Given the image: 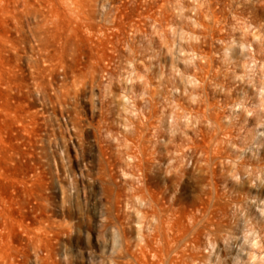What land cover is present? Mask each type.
I'll return each instance as SVG.
<instances>
[{
	"label": "rangeland",
	"instance_id": "obj_1",
	"mask_svg": "<svg viewBox=\"0 0 264 264\" xmlns=\"http://www.w3.org/2000/svg\"><path fill=\"white\" fill-rule=\"evenodd\" d=\"M261 66L264 0H0V264H101L111 227L135 244L134 209L150 201L202 264H252L264 250ZM206 102L226 116L224 158L204 153ZM140 185L148 206L131 199Z\"/></svg>",
	"mask_w": 264,
	"mask_h": 264
},
{
	"label": "bare ground",
	"instance_id": "obj_2",
	"mask_svg": "<svg viewBox=\"0 0 264 264\" xmlns=\"http://www.w3.org/2000/svg\"><path fill=\"white\" fill-rule=\"evenodd\" d=\"M207 59V58H206ZM209 59V58H208ZM206 61V60H205ZM208 62V60H207ZM210 62V61H209ZM210 64V63H209ZM263 64V63H261ZM262 70H263V66H261ZM260 68V69H261ZM257 69V68H256ZM207 71V70H206ZM258 72V71H256ZM260 73H262V71L260 70ZM149 75V74H148ZM256 75V74H255ZM259 75H263L264 76V70H263V74H259ZM257 74V76H259ZM256 76V78H258ZM261 76L259 78H261ZM262 76V77H263ZM147 77V76H146ZM159 78V77H158ZM206 79V77H204ZM254 78V76H253ZM143 79V78H142ZM160 79V78H159ZM188 79V78H187ZM193 79V78H192ZM150 80V79H149ZM153 80V79H152ZM155 80V79H154ZM153 80V81H154ZM158 80V79H157ZM161 80V79H160ZM164 80V79H163ZM191 80V79H190ZM189 80V81H190ZM260 80V79H259ZM264 80V77L263 79L261 78V81ZM146 81V79H145ZM151 81V80H150ZM149 81V82H150ZM205 81V80H204ZM252 83L253 81L250 80ZM141 82V81H140ZM158 82V81H156ZM160 82V81H159ZM187 82V81H185ZM260 82V81H258ZM145 82H143L142 84H144ZM206 83V82H205ZM261 83V82H260ZM259 83V84H260ZM149 84V83H148ZM163 84V83H162ZM200 84V83H199ZM258 84V83H257ZM263 84V85H262ZM262 90H263V87H264V82L262 83ZM155 85V84H154ZM253 85V84H252ZM255 85V83H254ZM141 87H144V85H141ZM147 87V85H146ZM145 87V88H146ZM150 87H151V84H150ZM160 87V85H159ZM200 87V85H199ZM202 87V85H201ZM200 87V88H201ZM204 87V85H203ZM202 87V88H203ZM259 87V85H258ZM149 89V87H147ZM151 88H154L153 85ZM206 88V87H205ZM255 88V87H254ZM260 88V87H259ZM144 89V88H142ZM141 89V90H142ZM147 89V90H148ZM258 89V88H257ZM146 90V89H145ZM150 90H154V89H150ZM159 90V89H157ZM156 90V91H157ZM162 90V89H161ZM260 90V89H258ZM257 90V91H258ZM155 91V92H156ZM199 91V90H198ZM158 92V91H157ZM201 92V91H200ZM203 92V90H202ZM259 92V91H258ZM147 93V92H146ZM160 93V92H159ZM142 95L144 93H141ZM261 94V93H260ZM259 94V95H260ZM148 95V94H147ZM157 95V94H156ZM264 95V93H263ZM154 96V95H153ZM141 97V96H140ZM159 97V95H158ZM142 98V97H141ZM144 98V96H143ZM152 98V97H151ZM261 98H263L261 96ZM145 99V98H144ZM164 99V98H163ZM204 99V98H203ZM259 99V98H258ZM156 100V99H155ZM201 101V99H199ZM153 101V100H151ZM150 101V102H151ZM259 101V100H258ZM261 101V100H260ZM259 101V102H260ZM264 101V100H263ZM198 102V101H197ZM240 102V101H239ZM238 102V103H239ZM153 103V102H152ZM151 103V104H152ZM235 103V102H234ZM241 103V102H240ZM197 104V103H196ZM198 104H200L198 102ZM204 104V107L207 108L208 111H210V113L215 117L214 118V124H215V129L212 130L213 133L208 137V140H207V144H206V149L204 150V153H206L207 155L209 154V152H212L213 153V156H217L218 158H224L226 157L225 156V152L223 151V145H225L227 143L229 139V133L227 132L228 130H226L227 128L223 125L222 123V119L225 117L223 116V113L221 116L220 115H217L219 112H213L214 111V105L213 103H203ZM236 104V103H235ZM242 104V103H241ZM262 104V103H261ZM177 105V104H176ZM259 105V103H258ZM151 106V105H150ZM201 106V105H200ZM236 106V105H234ZM242 106H244L242 104ZM179 108V106H177ZM241 107V106H240ZM176 108V106L174 107ZM177 108V110H178ZM184 108V107H182ZM220 108V107H219ZM224 108V106H223ZM237 108V107H235ZM239 108V107H238ZM243 108V107H242ZM125 109V108H124ZM158 109V108H157ZM126 110V109H125ZM149 110V109H148ZM181 111H183L182 109H179ZM225 110V109H224ZM240 110V109H239ZM140 111V110H139ZM175 111V110H174ZM173 111V113H174ZM180 111V112H181ZM206 111V110H204ZM212 111V112H211ZM178 112V111H177ZM188 112V111H186ZM200 112V110H199ZM207 112V111H206ZM205 112V113H206ZM225 112V111H224ZM141 113V112H140ZM184 113V112H182ZM191 112H189L190 114ZM222 113V112H221ZM143 114V113H141ZM175 114V113H174ZM177 114V113H176ZM181 114V113H180ZM188 114V113H187ZM196 113H194L195 115ZM146 115V114H145ZM158 115V114H157ZM205 115V114H204ZM211 115V116H212ZM256 115V113H255ZM138 116V115H137ZM155 116V115H153ZM159 116V115H158ZM192 116V115H191ZM196 116V115H195ZM201 116V115H200ZM230 116V115H229ZM228 116V117H229ZM258 116V114L256 115ZM261 116V115H259ZM264 116V115H263ZM136 117V116H135ZM142 117V116H141ZM198 117V116H197ZM137 118V117H136ZM139 118V116H138ZM178 118V117H177ZM159 119V118H158ZM156 119V120H158ZM195 119V118H194ZM202 119V118H201ZM205 119V118H204ZM203 119V120H204ZM213 119V118H212ZM228 119V118H227ZM231 119V118H230ZM138 120V119H137ZM154 120V119H153ZM152 120V121H153ZM175 120V119H174ZM260 120V118H259ZM151 121V120H150ZM149 121V122H150ZM178 121V120H177ZM175 121V122H177ZM224 121V120H223ZM226 121V119H225ZM224 121V122H225ZM230 121V120H229ZM140 122V121H138ZM207 122V121H206ZM157 123H159L157 121ZM208 123V122H207ZM229 123V122H228ZM139 124H142V123H139ZM209 124V123H208ZM145 126V124H143ZM210 125H212L210 123ZM209 125V126H210ZM260 125V124H259ZM138 126V125H137ZM141 126V125H139ZM156 127V126H154ZM213 127V125L211 126ZM133 128V127H132ZM150 128V127H149ZM152 128V126H151ZM209 128V127H208ZM136 129V128H135ZM261 129V128H260ZM155 130V128H154ZM134 131V130H133ZM136 131V130H135ZM209 131V130H208ZM232 133V132H231ZM261 134V133H260ZM132 135V134H131ZM133 145L132 147H130V149L132 150H135V153L130 157L132 158H137V162L139 161L138 160V157H137V153H140L142 151V147H141V139H142V136H141V132L139 130H137L133 135ZM131 136V137H132ZM228 139V140H227ZM146 141V139H145ZM128 142V141H127ZM130 142V141H129ZM205 142V141H204ZM232 143V142H231ZM245 143V142H244ZM243 143V144H244ZM131 144V143H130ZM228 144V143H227ZM230 144V143H229ZM127 145V144H126ZM148 145V144H146ZM125 146V145H124ZM129 146V145H128ZM131 146V145H130ZM226 146V145H225ZM229 146V145H228ZM227 146V147H228ZM126 147V146H125ZM240 152L239 155L241 157V159L243 157H245V147L243 146H240ZM129 148V147H128ZM127 148V149H128ZM246 148H250V147H246ZM126 149V148H125ZM126 149V150H127ZM148 149V148H147ZM237 149V148H236ZM131 150V151H132ZM149 150V149H148ZM152 150V149H151ZM200 150V149H199ZM239 150V149H237ZM131 151L128 150V152L131 153ZM146 151V150H145ZM150 151V150H149ZM127 152V153H128ZM147 152V151H146ZM152 152V151H151ZM145 153V152H144ZM230 153V152H229ZM247 153V152H246ZM250 153V152H249ZM156 154V152L154 153ZM232 154V153H231ZM235 154V152L233 153V155ZM129 155V154H127ZM136 155V156H135ZM206 156V155H205ZM228 156V155H227ZM128 157V156H127ZM153 157V156H152ZM151 157V158H152ZM207 157V156H206ZM239 157V159H240ZM140 158V156H139ZM154 158V157H153ZM208 158V157H207ZM211 158V157H210ZM213 158V157H212ZM148 159V158H147ZM209 159V158H208ZM214 159V158H213ZM216 159V158H215ZM236 159H238L236 157ZM245 159V158H244ZM246 160V159H245ZM141 161V160H140ZM151 161V160H150ZM206 162V161H205ZM208 162V161H207ZM236 162V161H235ZM250 162V161H249ZM246 161H240L239 164L243 165L245 164ZM131 164V163H130ZM141 163H139L140 165ZM205 164V163H204ZM137 165L136 166V170L137 171H140V166ZM206 165V164H205ZM235 165V164H234ZM208 166V165H207ZM236 166V165H235ZM258 166V165H257ZM135 167V166H134ZM240 167V166H239ZM241 168V167H240ZM243 168V167H242ZM258 168V167H257ZM237 169V168H236ZM253 169V168H251ZM263 171V169H262ZM253 172V171H251ZM264 172V171H263ZM255 173V171H254ZM261 172H259L260 174ZM250 174V172H249ZM252 174V173H251ZM250 174V175H251ZM264 174V173H263ZM254 175V174H252ZM137 180L140 181V178L139 177H136ZM144 189V188H143ZM264 190V188H263ZM132 191H133V194H132V201L134 200V202H136L137 205L139 204H143L144 206V203L146 200V197L144 195V192L142 190V186H134L132 188ZM147 194V193H146ZM151 196V195H150ZM152 198V197H151ZM150 200V198L148 199ZM151 203V201H150ZM149 203L151 207L150 209V212H142L141 214L139 213V211H137L136 209H134V206L133 204L134 203H131L130 204V207L129 208H132L134 209V216L136 217V221H135V224H136V228H137V231H136V234H135V239H136V242L135 244H132L133 241L130 242V240H128V238L126 237V235L123 233H120L119 230L120 228L117 230L115 227H111V234L114 236V240H115V247H114V250L112 251V256L109 257L106 261L105 260H102L101 261V264H202L204 261H205V256H203L202 254H199V252L197 251L198 249V242L195 241L194 239H191L190 235L191 233L187 232V233H179L178 231L174 232L175 230L173 229V226L171 224V222L165 218H163L158 210ZM263 205V206H262ZM147 206H148V201H147ZM146 206V207H147ZM262 208L260 209L259 211V214L261 216V218L263 219L264 221V204H261ZM145 208V207H144ZM150 208V207H148ZM147 209V208H146ZM140 210H141V206H140ZM165 211V210H164ZM162 211V212H164ZM168 211H171V210H168ZM165 215V213H164ZM165 216H168L165 215ZM173 223V222H172ZM134 225V224H132ZM143 226L144 228L146 227V232H143ZM134 227V229H136ZM182 230V229H181ZM180 230V231H181ZM185 231V230H184ZM129 235V234H128ZM237 243V241H235ZM254 245L255 244H252L251 246L254 248ZM256 249V248H254ZM246 256H248V261H251L252 264H262V260H264V250H258L256 249L253 253H250V254H246Z\"/></svg>",
	"mask_w": 264,
	"mask_h": 264
}]
</instances>
